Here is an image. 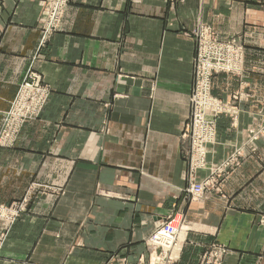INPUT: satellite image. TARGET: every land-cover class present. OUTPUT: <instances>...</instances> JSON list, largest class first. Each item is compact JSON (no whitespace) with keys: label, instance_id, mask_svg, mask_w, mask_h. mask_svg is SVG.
I'll return each mask as SVG.
<instances>
[{"label":"crops","instance_id":"obj_1","mask_svg":"<svg viewBox=\"0 0 264 264\" xmlns=\"http://www.w3.org/2000/svg\"><path fill=\"white\" fill-rule=\"evenodd\" d=\"M46 4L0 0V138L29 71L51 90L0 141V204L25 209L0 264L147 263L146 241L171 212L184 218L177 264H199L213 245L229 252L222 264H264V0H70L44 40ZM201 24L246 45L243 74L213 79L215 96L240 99L236 117L217 119L209 165L259 135L217 189L192 199L186 126Z\"/></svg>","mask_w":264,"mask_h":264},{"label":"built area","instance_id":"obj_2","mask_svg":"<svg viewBox=\"0 0 264 264\" xmlns=\"http://www.w3.org/2000/svg\"><path fill=\"white\" fill-rule=\"evenodd\" d=\"M69 1L47 0L43 28L44 40L58 29ZM194 36L197 41L194 87L186 126V136L191 145L187 154L191 183L186 191L192 199L199 198L206 191L215 189L221 177L231 169L240 166L246 158V147L250 146L259 135V131H252L245 144L235 146L225 159L209 165L208 145L214 144L217 140V119L221 115L236 117L235 102L240 99L238 95H233L230 99L215 96L213 79L219 74H241L244 69L245 48L236 40H221L216 32L205 24L198 25L194 30ZM50 93V88L44 84L40 74L29 71L4 117L0 141L12 142L22 124L40 114ZM202 169H208L209 175L202 181H196V175ZM24 210L22 203L0 206V232L4 230L9 232ZM183 222L184 218L177 213L171 212L162 217L146 241L149 264H176L182 251ZM2 237L5 236L2 235ZM227 254L229 252L226 248L213 245L202 256L200 264H222Z\"/></svg>","mask_w":264,"mask_h":264},{"label":"rangeland","instance_id":"obj_3","mask_svg":"<svg viewBox=\"0 0 264 264\" xmlns=\"http://www.w3.org/2000/svg\"><path fill=\"white\" fill-rule=\"evenodd\" d=\"M206 25V24H205ZM209 26V25H208ZM217 34V33H216ZM221 39V38H220ZM221 40H223V41H230V40H235V39H221ZM236 41H238V42H240L243 46H244V48H245V58H246V45L243 43V42H241V41H239V40H236ZM244 70H245V60H244V69H243V72H244ZM243 72L241 73V74H230V75H235V76H241L242 74H243ZM19 90H20V87H19ZM18 93H19V91H18ZM18 95V94H17ZM235 95H237V94H235ZM25 123V122H24ZM23 123V124H24ZM22 124V125H23ZM13 204V203H12ZM9 205H11V204H9ZM0 206H8V205H5V204H0ZM21 216V214L17 217V219H16V221L18 220V218ZM16 221L14 222V224L16 223ZM14 224L11 226V228L9 229V232H7V230H4V231H2V232H0V251L3 249V246L5 245V242H6V240H7V238H8V236H9V233H10V231H11V229H12V227L14 226ZM2 235H4L5 237H2ZM3 238V239H2ZM205 254V253H204ZM201 263V261L199 262V264ZM141 264H149V262H147V263H145V262H142ZM176 264H177V262H176Z\"/></svg>","mask_w":264,"mask_h":264}]
</instances>
